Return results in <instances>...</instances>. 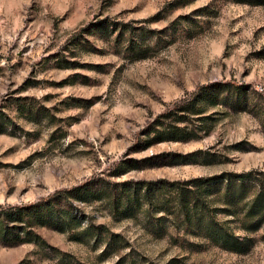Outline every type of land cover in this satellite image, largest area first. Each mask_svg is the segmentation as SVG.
Listing matches in <instances>:
<instances>
[{"label":"rangeland","instance_id":"1","mask_svg":"<svg viewBox=\"0 0 264 264\" xmlns=\"http://www.w3.org/2000/svg\"><path fill=\"white\" fill-rule=\"evenodd\" d=\"M210 81L241 89L206 100L194 136L134 143ZM245 169L264 184V3L0 0V203L23 205L0 216V264H264V219L241 224L256 184L233 204L223 185L197 198L238 249L185 218L176 184L135 188Z\"/></svg>","mask_w":264,"mask_h":264},{"label":"trees","instance_id":"2","mask_svg":"<svg viewBox=\"0 0 264 264\" xmlns=\"http://www.w3.org/2000/svg\"><path fill=\"white\" fill-rule=\"evenodd\" d=\"M257 3H264V0H250ZM154 18V17H151ZM99 24L107 30L113 29V21H106L104 18L98 19ZM115 24V23H114ZM235 87L241 89V84L230 81H210L200 84L196 89L182 94L175 99L174 103L168 106L165 110L158 114V117L151 120L150 125L143 129L144 134L147 136L141 141L139 135L134 143L140 147L150 143L164 140V139H189L197 132L194 127L188 126L191 119H204L209 117V113H203L206 107V100L214 103L218 100L220 91L224 88ZM204 131H207L208 126L205 125ZM140 142V143H139ZM178 153H171L168 157V152L163 159H156L153 162H173L178 157ZM183 184L178 180H172L165 177L155 178L147 181H138L141 184H135V188H142L144 191L159 189L161 187L174 186L176 188L177 200L175 201L184 213L185 218L192 221H198L199 226L205 231L207 235L215 240L222 241L228 247L238 249L242 247L244 240L239 238L236 233L229 230L221 221H219L211 211V208L204 200L202 204L197 203V198L202 191L212 189L213 187H224L222 198L226 204H233L235 201L242 199L246 191L256 184L254 193L248 199V205L244 212V217L241 219V224L244 228L255 229L264 219V184L260 181L259 177L252 174L251 169L240 171H221L211 174H202L183 179ZM59 191L54 192V195L59 194ZM217 194L219 192H216ZM219 196V195H218ZM212 198V197H211ZM22 209L23 205L20 204H4L0 203V216H5L11 207ZM9 207V208H8ZM236 212V209H232ZM18 236L15 239H3L5 244L18 242ZM14 238V237H13Z\"/></svg>","mask_w":264,"mask_h":264}]
</instances>
